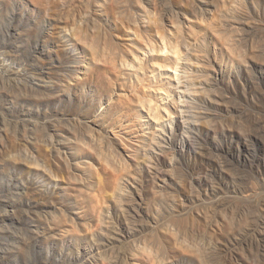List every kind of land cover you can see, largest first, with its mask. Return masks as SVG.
<instances>
[{"label": "rangeland", "instance_id": "1", "mask_svg": "<svg viewBox=\"0 0 264 264\" xmlns=\"http://www.w3.org/2000/svg\"><path fill=\"white\" fill-rule=\"evenodd\" d=\"M40 1L0 0V264H264V0Z\"/></svg>", "mask_w": 264, "mask_h": 264}, {"label": "bare ground", "instance_id": "2", "mask_svg": "<svg viewBox=\"0 0 264 264\" xmlns=\"http://www.w3.org/2000/svg\"><path fill=\"white\" fill-rule=\"evenodd\" d=\"M42 1V0H41ZM40 1V2H41ZM38 3V2H37ZM46 3V2H45ZM42 4V3H41ZM41 4H39V6L41 5ZM41 6H43V4L41 5ZM40 6V7H41ZM52 6V5H51ZM47 7H48V5H47ZM53 7V6H52ZM46 9H49V8H46ZM53 10V9H52ZM58 10V9H57ZM60 10V9H59ZM54 12H55V9L53 10ZM61 11V10H60ZM49 16H54L53 15V13H50V11H49ZM54 14H56V12L54 13ZM99 70V69H98ZM100 72H102V71H100ZM104 82V81H103ZM109 84V83H108ZM28 99H30V100H35V101H40V100H42V99H46V100H53L54 99V97L53 96H51V95H41V96H39V95H36V94H30L29 95V97H28ZM84 130H79V131H77V132H75V133H73L74 134V136L76 137V138H86L85 136H87L88 135V133L87 132H83ZM12 132V134H9V132L5 129L4 130V134H5V138H4V140L2 141V143H1V149H0V155H1V157L4 159H2L4 162L7 160L8 161V159L6 158L7 157V154H8V151L9 152H12V151H16L17 149H18V147L22 144V142L23 141H26V142H28L27 140H26V136L24 135V136H21V137H17L14 133V131H11ZM40 135L43 137V138H45V133H40ZM43 141L45 142L46 140L45 139H43ZM100 144H101V142L98 144V146H95V144H89L88 146H86V147H83V148H85V150L89 153V154H94V153H96V152H98V151H101V148L102 147H100ZM88 147V148H87ZM87 148V149H86ZM11 158V161L12 162H14V161H17V162H23V160H25L24 159V157L22 156H19L18 154L17 155H11L10 156ZM1 160V161H2ZM1 161H0V163H1ZM27 162H29V165L31 164L32 165V160H30V159H27ZM59 162V161H58ZM24 163V162H23ZM25 164H27V163H25ZM30 165V166H31ZM53 165H54V163H53ZM108 165L110 166L109 167V171H110V168H111V170H112V172H110V177L108 178V181H107V183H106V186L105 187H100L99 189L98 188H96L97 189V191H98V193L100 194V196L102 195V196H105V192H106V190H110V191H112L113 192V194L114 195H118V192L120 191L119 190V188H120V186H119V184H120V179L122 180V176H124L125 174L123 173V171H121L120 169L118 170V168H116L115 167V165L112 163V161H110V162H108ZM29 166V167H30ZM33 166V168H37V166L35 165L34 166V164L32 165ZM32 166H31V168H32ZM53 168H54V166H53ZM56 170V171H55ZM55 172H57V173H62V174H64L65 175V178H68L69 179V181H71L73 184L75 183L76 185H77V183H79V179L78 178H80V179H82L81 178V176L80 177H78V176H75V175H73V174H71L70 172V164L69 163H63V162H61V164L60 165H58L57 164V166L55 165V169H54V173ZM84 179V178H83ZM85 180H83V182H84ZM81 182V181H80ZM80 184H82V183H80ZM75 188V187H74ZM119 190V191H118ZM80 191V190H79ZM80 192H82V191H80ZM81 194H85V192L83 191ZM98 194V195H99Z\"/></svg>", "mask_w": 264, "mask_h": 264}]
</instances>
